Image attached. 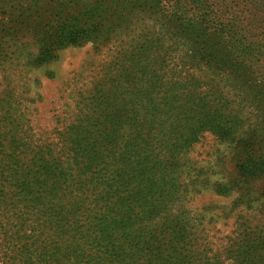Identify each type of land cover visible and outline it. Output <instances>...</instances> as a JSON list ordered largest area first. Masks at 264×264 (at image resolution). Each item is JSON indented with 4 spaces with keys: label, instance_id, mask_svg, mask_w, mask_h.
Masks as SVG:
<instances>
[{
    "label": "trees",
    "instance_id": "1",
    "mask_svg": "<svg viewBox=\"0 0 264 264\" xmlns=\"http://www.w3.org/2000/svg\"><path fill=\"white\" fill-rule=\"evenodd\" d=\"M81 1L79 15L91 19L104 0ZM145 1L172 12L171 32L161 41L176 54L170 58L177 60L174 67L192 58L202 69L200 77L203 70L213 72L225 96L222 112L229 101L246 98L264 113V17L244 16L249 0ZM184 43L188 53L179 54ZM151 47L142 45L133 61L139 63ZM3 51L0 45L1 55ZM164 78L156 76L151 83L154 110L146 125L141 126L145 118L140 116L131 120L133 129L126 128L115 94L124 85H114V92L96 104L94 117L40 145L31 142L32 135L0 98V264H128L125 259L136 264L140 253L169 258L165 238L178 227L144 233L130 226L142 220L140 210L153 204L151 176L203 132L225 141L237 138V152L247 158L243 172L264 171V149L248 148L255 128L240 131L241 124L226 122L205 105L186 112L181 91L196 76L189 73L174 83ZM158 94L164 99L163 114L159 102L154 103ZM196 106L190 103L188 108ZM260 240L245 251V264H264V237Z\"/></svg>",
    "mask_w": 264,
    "mask_h": 264
},
{
    "label": "rangeland",
    "instance_id": "2",
    "mask_svg": "<svg viewBox=\"0 0 264 264\" xmlns=\"http://www.w3.org/2000/svg\"><path fill=\"white\" fill-rule=\"evenodd\" d=\"M107 1H99L103 6L98 4L89 19L79 15L81 0H0V45L5 55L0 54V98L32 135L31 142H55L73 125L88 121L100 98L120 84L124 86L115 90L116 102L122 103L126 128L133 129L131 120L140 116L145 118L141 126L146 125L154 110L155 77L174 83L192 73L197 80H188L181 91L185 111L205 105L226 122L241 124L240 131L255 128L249 151L264 149V113L257 104L235 99L223 105L222 112L225 96L213 72L203 70L207 76L200 77L202 69L192 58L174 67L176 59L170 58L176 54L161 41L171 32L168 7L154 8L145 0H112L110 5ZM249 4L246 18L264 17V0ZM142 45L152 47L136 64L133 57ZM178 53H188L186 43ZM160 95L154 103L159 102L158 112L163 114ZM190 103L197 106L188 108ZM235 139L225 141L203 132L190 146H180L176 159L163 162V170L151 176L153 204L139 211L142 220L130 228L144 233L170 232L173 227L178 231L165 238L169 258L140 253L136 264H245V251L264 237V171L243 172L247 158L238 153L241 146Z\"/></svg>",
    "mask_w": 264,
    "mask_h": 264
}]
</instances>
